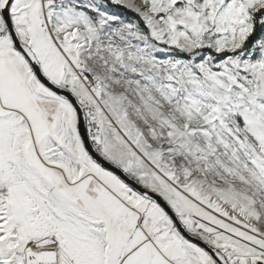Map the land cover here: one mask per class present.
<instances>
[{"label": "snow or ice", "instance_id": "obj_1", "mask_svg": "<svg viewBox=\"0 0 264 264\" xmlns=\"http://www.w3.org/2000/svg\"><path fill=\"white\" fill-rule=\"evenodd\" d=\"M0 264H264V0H0Z\"/></svg>", "mask_w": 264, "mask_h": 264}]
</instances>
